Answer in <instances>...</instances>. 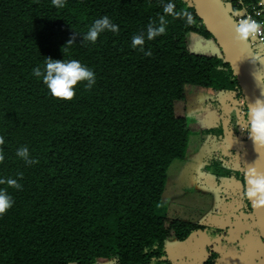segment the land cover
I'll use <instances>...</instances> for the list:
<instances>
[{"label": "trees", "instance_id": "obj_1", "mask_svg": "<svg viewBox=\"0 0 264 264\" xmlns=\"http://www.w3.org/2000/svg\"><path fill=\"white\" fill-rule=\"evenodd\" d=\"M259 1L245 4L260 10ZM172 2L191 13V24L164 13L168 0H0V189L14 200L0 215V264H170L167 242L202 228L168 217L162 206L168 170L185 158L193 134L186 89L244 96L194 0ZM223 3L231 15L241 8ZM104 15L118 31L83 40ZM161 15L165 32L145 39L144 51L133 47L131 37ZM189 34L212 39L220 55L192 52ZM47 57L79 60L94 71L95 84L78 82L70 100L53 96L32 75ZM207 100L217 122L205 133L217 138L226 160L244 162L247 148L223 146L219 102ZM21 146L36 163L17 157ZM237 176L245 184L244 166ZM219 257L211 252L203 264Z\"/></svg>", "mask_w": 264, "mask_h": 264}, {"label": "rangeland", "instance_id": "obj_2", "mask_svg": "<svg viewBox=\"0 0 264 264\" xmlns=\"http://www.w3.org/2000/svg\"><path fill=\"white\" fill-rule=\"evenodd\" d=\"M258 6L264 16V0ZM187 40L196 54L220 55L212 39L189 34ZM254 52L264 77V56ZM186 94L187 123L193 134L185 158L173 161L168 170L162 206L168 217L202 228L184 241L167 242L170 264H203L211 252H219L217 264H264V242L253 215L245 210V184L237 176L244 162L226 160L218 151L217 138L205 133L216 126L217 111L207 100L214 98L220 105L223 146L247 148L251 125L245 98L231 91L198 87L187 88ZM97 264L116 261L103 259Z\"/></svg>", "mask_w": 264, "mask_h": 264}, {"label": "clouds", "instance_id": "obj_3", "mask_svg": "<svg viewBox=\"0 0 264 264\" xmlns=\"http://www.w3.org/2000/svg\"><path fill=\"white\" fill-rule=\"evenodd\" d=\"M52 2L53 4H58V0H52ZM58 6H62V4H58ZM164 13L171 14L173 17L185 16L187 18V23L191 24L193 22L191 13L175 11V4L172 0H168V3L164 5ZM253 22L254 21L245 19L237 26L236 31L241 39H245L248 36ZM167 23L168 21L164 15L159 17L158 23L150 22L147 25L146 33L141 32L131 37L132 46H140V50L144 51L143 44L145 39L152 40L154 37L164 33ZM106 30L116 32L118 31V25L113 23L109 16L104 15L92 22L88 31L82 36L83 40L94 43L98 36ZM144 54L151 55V52H144ZM32 75L37 78L42 77L43 83L47 86L50 94L58 98L69 100L76 94V88L74 86L77 85L78 82H86L84 83L85 88H91L96 82L94 71L76 59L66 60L47 57L43 67L38 65L32 69ZM250 111L252 114V136L256 141H264V102L258 100L254 105H250ZM3 143L4 138L0 137V144ZM16 155L22 158L26 164L36 163V160L30 156L27 146L17 148ZM3 158V155L0 154V160ZM6 183L16 188L21 187L17 180L13 178H6ZM249 184L250 187L245 195L255 197L259 194L260 198H264V177L250 179ZM13 203L14 200L7 189H0V215H3L11 208Z\"/></svg>", "mask_w": 264, "mask_h": 264}, {"label": "water", "instance_id": "obj_4", "mask_svg": "<svg viewBox=\"0 0 264 264\" xmlns=\"http://www.w3.org/2000/svg\"><path fill=\"white\" fill-rule=\"evenodd\" d=\"M194 3L201 19L237 77L246 101L251 125L250 105H254L258 100L264 102V78L254 49L247 38H240L236 31L238 25L223 0H194ZM263 158L264 141L254 140L251 127L244 161L245 192L250 187L249 180L260 177ZM247 197L264 242V198H260L259 194L255 197Z\"/></svg>", "mask_w": 264, "mask_h": 264}, {"label": "built area", "instance_id": "obj_5", "mask_svg": "<svg viewBox=\"0 0 264 264\" xmlns=\"http://www.w3.org/2000/svg\"><path fill=\"white\" fill-rule=\"evenodd\" d=\"M232 1H235L241 6L240 9L236 10L234 14L231 15L237 25H239L240 22L245 19L254 21L246 38L249 40L252 48L264 56V16L262 12L259 10H249V8H247L245 5V0Z\"/></svg>", "mask_w": 264, "mask_h": 264}, {"label": "bare ground", "instance_id": "obj_6", "mask_svg": "<svg viewBox=\"0 0 264 264\" xmlns=\"http://www.w3.org/2000/svg\"><path fill=\"white\" fill-rule=\"evenodd\" d=\"M260 177H264V158L261 164V169H260Z\"/></svg>", "mask_w": 264, "mask_h": 264}]
</instances>
